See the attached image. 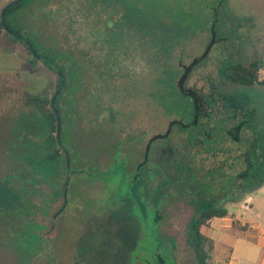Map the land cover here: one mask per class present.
Segmentation results:
<instances>
[{"label":"rangeland","instance_id":"rangeland-1","mask_svg":"<svg viewBox=\"0 0 264 264\" xmlns=\"http://www.w3.org/2000/svg\"><path fill=\"white\" fill-rule=\"evenodd\" d=\"M13 1L0 0V23ZM118 1L31 0L14 16L13 28L41 55L45 47L58 50L60 39L98 64L114 51L117 88L100 92L98 111L113 103L124 129L98 130L87 121L64 133L74 174L66 172L63 156L45 160L54 145L44 114L34 107L24 112L34 96L24 94H53L57 73L34 64L28 48L5 30L0 35V264H160L158 252L162 264H197L188 229L211 204L228 210L204 230L216 242L213 263L264 264V87L236 85L222 75L234 62L264 65V0H124L166 12L177 47L163 64L142 39L104 44L107 20H119ZM213 23L222 39L188 82L218 99L208 107L209 134L198 126L156 140L147 168L155 173L145 175L150 182L136 198L135 168L148 143L171 121L193 120L178 79L214 40ZM227 95L236 97V107L227 108Z\"/></svg>","mask_w":264,"mask_h":264},{"label":"trees","instance_id":"trees-1","mask_svg":"<svg viewBox=\"0 0 264 264\" xmlns=\"http://www.w3.org/2000/svg\"><path fill=\"white\" fill-rule=\"evenodd\" d=\"M16 1L18 0L11 2L9 5L16 3ZM30 1L31 0H22L20 3L8 8L6 12V22L8 28L29 42V44L34 47L37 55L41 58L35 56L24 41L8 32L4 28L2 21L0 23V35L5 30L7 36L13 39V41L19 42L28 48L34 64L43 62L52 73H57L58 79L53 94H48V91H45L43 94H24L34 95L28 97V102H26L24 106V112L28 110V107H34L38 108L44 114L46 122L50 128V141L48 145H54V150L45 160L55 161L58 157L63 156L66 164L67 153L70 154V150L66 146H61L57 140L58 116L56 110L52 106L53 98H55V106L59 110L62 118V143L64 133H73V131H76L79 126L86 127L87 121L90 122L94 129L98 130H104L107 125H111L112 128L115 126V128L118 127L121 130L124 129L118 126V123L121 121L120 111L114 107L113 103L106 106L103 109V112L98 111V108L101 107L102 103V99L98 97L100 92L105 93L106 91L117 88L118 81L116 74L113 71L115 65L113 58L115 57L112 53L114 51H108L107 62L98 64L95 63L94 55L85 54L77 49H68L67 47H64L65 41L60 39L58 40V43L60 42L61 46L58 50H51V48L45 47L46 54L41 55L37 50V47L28 37L22 35L18 30L13 28V25L18 24L14 20V16L24 11ZM148 6L149 5L146 2L137 5L128 1L119 0L117 11L119 20L118 22L113 21L112 18L107 20L104 44L111 46L119 45L122 47V45L127 42L129 36H131L130 39L134 40L136 38L142 39L145 42L146 49H149L150 52L152 51L153 56H156V58H158L163 64L164 62H167V60L169 61L172 59V54L175 52L174 49L177 47L175 39L177 34L175 35V33L171 32V29H167L170 20L166 18V12L164 13L160 9H155L153 11L149 10L148 12ZM212 27V34H214L212 36H214V40L208 45L206 51L201 57L195 58L189 65L185 66L178 79L179 91L184 98L188 99L194 111L193 120L188 123H185L182 120L171 121L166 133L155 136L148 143L144 161L135 168L136 172L134 174L133 192L136 198H139V195L146 189L150 182V179L148 180L145 175H148L150 178L151 175L155 173V169L149 173L147 168L151 163L150 161L153 156L152 149L156 140L169 139L174 130L187 133L190 130L197 129L198 126H206L202 128V131L205 134H209V125L205 121L211 110V108H209L208 111V107H215L218 99L213 97L210 99L207 95L200 94L196 88L188 86V82L192 71L196 67L201 66L207 60L212 46L218 41L217 39H222L219 37V31L215 29V23H213ZM45 41L39 42L44 44H49L50 42L49 40ZM263 67L264 65L259 61H253L250 63L234 62L223 68L222 75L227 82L236 85L245 87L261 85L264 87V79L260 80V72ZM59 72H61L62 76ZM97 82L102 83L99 89L97 87ZM131 90H134V88ZM131 92L126 91L128 95H131ZM49 95H53V97L50 98ZM87 95H89V97ZM235 98V96L227 95V108L230 105L233 107L237 106ZM204 129L206 130L204 131ZM66 172L71 174L75 173L74 171H71L70 167H66ZM257 173L258 170L255 171V174ZM156 192L155 198L157 201H160L159 195L162 193V187H159ZM127 210L129 215L133 216L131 204L128 205ZM227 216L228 210L225 207H219L212 204L204 206L193 216L188 229V238L194 250L197 264H214L213 252L215 251L216 242L213 238L207 235L204 230L210 226V222L213 219L225 218ZM165 239L168 240L166 237ZM171 243L175 250V244L172 241ZM161 254V252H158V257L161 260L160 264L163 263V257H161ZM167 259L168 262H173L170 255Z\"/></svg>","mask_w":264,"mask_h":264},{"label":"water","instance_id":"water-1","mask_svg":"<svg viewBox=\"0 0 264 264\" xmlns=\"http://www.w3.org/2000/svg\"><path fill=\"white\" fill-rule=\"evenodd\" d=\"M22 0H18L16 1V3H13L11 5H9L7 8H5L3 11H2V15H1V21H2V24L4 26V28L10 32L11 34H14L17 38H19L20 40L24 41L28 46L29 48L31 49V51L34 53L35 56H37L38 58H41L40 56L37 55V53L35 52L34 50V47L32 45L29 44V42H27L25 39H23L19 34L17 33H14L11 29L8 28V25H7V22H6V12L8 10V8H10L11 6H14L15 4L17 3H20ZM59 74L62 76L61 72H59ZM52 106L54 107V109L56 110V113H57V116H58V131H57V140L59 142V144L61 146L62 145V142H61V134H62V118H61V115H60V112L59 110L56 108L55 106V98H53L52 100ZM67 161H68V167H70V164H71V159H70V154L67 153Z\"/></svg>","mask_w":264,"mask_h":264},{"label":"flooded vegetation","instance_id":"flooded-vegetation-1","mask_svg":"<svg viewBox=\"0 0 264 264\" xmlns=\"http://www.w3.org/2000/svg\"><path fill=\"white\" fill-rule=\"evenodd\" d=\"M13 31V30H12ZM14 32V31H13ZM15 33V32H14ZM12 35H14V34H12Z\"/></svg>","mask_w":264,"mask_h":264}]
</instances>
